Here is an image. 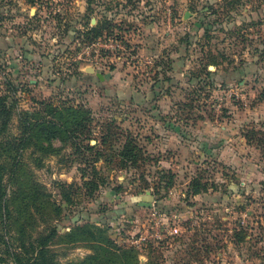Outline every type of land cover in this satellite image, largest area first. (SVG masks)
<instances>
[{"label": "rangeland", "instance_id": "rangeland-1", "mask_svg": "<svg viewBox=\"0 0 264 264\" xmlns=\"http://www.w3.org/2000/svg\"><path fill=\"white\" fill-rule=\"evenodd\" d=\"M91 41L112 51L87 72L77 55ZM155 81L163 96L140 92ZM0 95L14 104L0 137L8 264L52 228L55 262L78 263L96 242L67 232L86 223L135 264H264V0H0ZM42 101L88 110L92 133L16 150L21 118L43 115ZM205 122L227 130L223 160L206 158L204 141L190 146ZM129 133L143 149L135 165L114 154ZM195 177L207 191L191 193Z\"/></svg>", "mask_w": 264, "mask_h": 264}, {"label": "trees", "instance_id": "trees-1", "mask_svg": "<svg viewBox=\"0 0 264 264\" xmlns=\"http://www.w3.org/2000/svg\"><path fill=\"white\" fill-rule=\"evenodd\" d=\"M6 99L5 95H0V137L7 131L8 123L13 115L14 104L7 105ZM40 103L45 107L42 110L40 109L41 112L44 113L43 115L26 111L24 113L26 117L21 118L23 135L15 144L18 146L16 150L21 149V151H23L25 147L33 142V138L40 140L38 149H46L50 147L51 142L55 139H59L63 142L80 141L82 143L87 139V136L92 133V130L88 128L89 118L86 115L88 110H83L81 106H79V108H73L72 106H53L51 102L47 101H42ZM130 135L123 141L120 150L114 154H116L123 163L128 164L130 162L131 165H135L142 157L141 153L143 149L138 143L137 138L132 134ZM245 136L248 138V134H245ZM100 140L102 145L109 142V135L102 133ZM44 141L47 142V145H44ZM80 146L87 151L93 150V146L88 144H82L78 147ZM96 154L97 157H99L100 153L98 149L96 150ZM38 164L41 165L40 163ZM5 175L6 166L3 162L2 149L0 147V212L1 214L8 215L10 210L4 179ZM172 177V174L167 176L165 182L166 188L170 187L172 184ZM161 180L163 179L161 178ZM96 186L97 184L91 181V187L94 188ZM208 187L209 185L207 182H201V178L195 177L190 182L189 190L195 195L207 191ZM63 195L66 200H68L64 191ZM70 231L67 232L68 235L72 234V232H79L90 236L96 242L94 246H92V254L87 255L76 264H135L136 256L133 255V250L131 248H126L124 250L122 248H116V250L109 248L112 247L111 244H113V241L110 238L111 234L107 232V230L99 228L95 224L86 223ZM56 233L57 229L52 228L47 234H41L32 240L30 244L31 251L29 252L32 256L26 258L21 264H57L54 260V254L49 248V243L55 237ZM97 234H99V236H97ZM98 237L99 240H97ZM0 264H8L1 255Z\"/></svg>", "mask_w": 264, "mask_h": 264}, {"label": "crops", "instance_id": "crops-1", "mask_svg": "<svg viewBox=\"0 0 264 264\" xmlns=\"http://www.w3.org/2000/svg\"><path fill=\"white\" fill-rule=\"evenodd\" d=\"M85 69L87 70V72H90V67H85ZM90 75H92V74H88L87 76H90ZM102 76H103L102 78L98 77L100 81H102V80L105 81L108 78L105 74H102ZM123 82H124V85H126L125 81H123ZM124 87H126V86H124ZM163 88H164V82L155 81L153 84H150L148 87H146L145 89H143V91H140V92H144L148 96H150L151 93H153L154 95L160 94L161 96H163ZM131 89H133V88L131 87ZM127 91H129V88H127ZM160 95L158 97H160ZM158 110L161 111V113H165V114L170 113L169 108H167V106L164 104V102H161V107ZM217 129L216 128L212 129V126H210L209 123L205 122L201 126V129H200L201 133L198 134L195 138H193L192 141H190L191 142L190 146L192 148H195L196 143H199V141H204L203 142L204 146L202 145L201 147H202V151L205 153V157L207 158V155L209 156V154H214V157H216L219 160H223L225 155H227V153H228V148H229L228 146L229 145H228V142H225L224 145L226 146V149H224L223 142L221 141V139H222V137H227L225 135V134H227V130L225 132L223 130V126L221 128H219L218 130ZM213 141H217L218 142L217 145L210 144ZM227 141H229V140H227ZM201 144H202V142H201ZM215 150H218V152H216Z\"/></svg>", "mask_w": 264, "mask_h": 264}, {"label": "built area", "instance_id": "built-area-1", "mask_svg": "<svg viewBox=\"0 0 264 264\" xmlns=\"http://www.w3.org/2000/svg\"><path fill=\"white\" fill-rule=\"evenodd\" d=\"M119 51H125V47L121 45L120 43H116L113 48H116ZM100 49L102 52L105 51H112V49H109L108 44H100L98 41H91L85 45H83L80 54L77 55L78 60L83 64V68L85 67H90V68H95L97 65V60L96 58L99 56ZM115 59L121 60V55H114ZM133 57V55H132ZM134 60H136L134 58Z\"/></svg>", "mask_w": 264, "mask_h": 264}, {"label": "water", "instance_id": "water-1", "mask_svg": "<svg viewBox=\"0 0 264 264\" xmlns=\"http://www.w3.org/2000/svg\"><path fill=\"white\" fill-rule=\"evenodd\" d=\"M185 16H187V14H186ZM90 71H91V72H94V68H90ZM95 73H96V76H97V77H99V78H102V77H103L102 74H101L100 72H95ZM146 205L148 206V205H151V204H146Z\"/></svg>", "mask_w": 264, "mask_h": 264}]
</instances>
